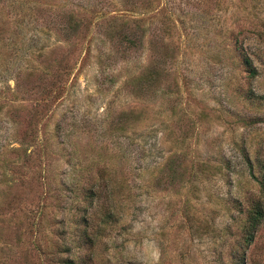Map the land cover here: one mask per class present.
<instances>
[{"label":"rangeland","instance_id":"374dc122","mask_svg":"<svg viewBox=\"0 0 264 264\" xmlns=\"http://www.w3.org/2000/svg\"><path fill=\"white\" fill-rule=\"evenodd\" d=\"M263 173L264 0H0V264H264Z\"/></svg>","mask_w":264,"mask_h":264},{"label":"trees","instance_id":"16d2710c","mask_svg":"<svg viewBox=\"0 0 264 264\" xmlns=\"http://www.w3.org/2000/svg\"><path fill=\"white\" fill-rule=\"evenodd\" d=\"M69 19H71V18H69ZM66 24H67V28L70 29L71 31L77 29V28H75L76 25H71L69 20L67 21ZM243 63H244V66L247 67L249 75L251 77H254L255 76V70L250 63V60L248 58H243ZM258 182L260 185L262 198L264 199V173L261 175ZM90 193H92V192L90 191ZM90 195L93 198L94 194L92 193ZM101 216H102L101 217L102 221L107 222V224L109 222L116 221L117 209H115L114 207L109 208L107 211H104ZM263 218H264V212L259 207L254 208L253 210H251L249 212V215L247 216V220H246L247 226H246V234L244 237V243L246 245H249L253 241L254 232L262 223ZM238 264H245L243 256L241 257V261Z\"/></svg>","mask_w":264,"mask_h":264}]
</instances>
